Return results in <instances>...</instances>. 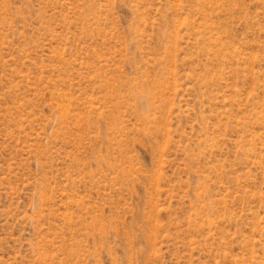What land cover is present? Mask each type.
Here are the masks:
<instances>
[{"label": "rangeland", "instance_id": "1", "mask_svg": "<svg viewBox=\"0 0 264 264\" xmlns=\"http://www.w3.org/2000/svg\"><path fill=\"white\" fill-rule=\"evenodd\" d=\"M0 264H264V0H0Z\"/></svg>", "mask_w": 264, "mask_h": 264}]
</instances>
